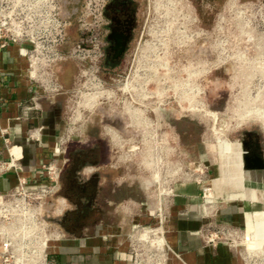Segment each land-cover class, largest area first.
<instances>
[{"label":"built area","instance_id":"obj_1","mask_svg":"<svg viewBox=\"0 0 264 264\" xmlns=\"http://www.w3.org/2000/svg\"><path fill=\"white\" fill-rule=\"evenodd\" d=\"M103 2L0 0V51L14 50L24 61L22 75L31 92L30 103L19 102L22 113L14 117L16 121L31 119V111L40 109V97L66 93L59 78L58 66L78 57L83 59V64L89 62L83 72L88 74L83 83L89 107L84 120L87 125L89 116L98 109L101 95L97 92L95 101H88L91 94H96L89 90V85L97 74L95 69L100 50L95 44ZM68 3L72 5L70 9L73 7L72 12L66 9ZM92 14L94 22L89 21ZM76 23L81 30L79 39L73 50L68 51L65 48ZM202 30L200 38L204 37ZM204 69L201 68L200 73L207 70ZM191 85H195L196 89H186L188 92L185 93L182 88L179 89L181 109L185 112L184 103L187 99L191 101V92L200 90L199 85L192 82ZM6 101L0 92V110ZM157 102L150 106L146 99L136 105L126 103V113L119 114L118 122L101 123L111 152V166L122 169L126 179L140 181L146 188L142 208L133 211L140 219L132 221L126 234L128 264H174L175 258L181 259L168 240L172 209L179 197L201 205L204 221L198 231L206 244H227L240 256L243 264H264V242L262 246L249 248L251 236L248 226L235 225L219 216V204L223 198L216 193L217 177L211 175L209 164L188 160L185 154L182 155L180 133L168 115V110L172 108L160 110L158 105L161 102ZM184 114L191 115L183 113L180 116ZM180 116L177 114V117ZM197 116L203 117L200 114ZM81 127L76 126V117L70 122L64 119V128L57 138L58 154L63 156L67 153V140L81 139ZM10 128L0 121V136L7 152V156L0 155V179L11 172L17 173L13 186L0 187V264H59L51 246H57L66 236L56 220L64 211L60 191L65 160L58 155L50 157L41 162L35 177L24 175L21 173L23 149L13 141ZM42 130V126L30 127L27 139L39 141ZM192 186L196 188L195 192L187 190ZM54 200L60 206L52 209ZM244 243L245 246H242Z\"/></svg>","mask_w":264,"mask_h":264},{"label":"rangeland","instance_id":"obj_2","mask_svg":"<svg viewBox=\"0 0 264 264\" xmlns=\"http://www.w3.org/2000/svg\"><path fill=\"white\" fill-rule=\"evenodd\" d=\"M153 4L150 21L156 29L155 61L159 63L156 100L157 104L161 102L158 107L161 110L164 107L174 106L168 110V115L177 122L179 120L173 117L170 110L177 112L178 116L191 113L192 116L189 115L186 120L193 122V133L185 136L181 134L179 138L182 155L185 154L188 160H199L211 167L218 166L221 169V179L226 180L224 178L229 176L227 174L229 164L225 156L221 158L219 144L227 155L228 152L223 148L225 144L240 142L242 145L247 133L255 132L260 136L264 148V122L257 114L264 110L263 0H219L218 5L215 3L213 5L211 0H154ZM70 5L68 3L66 9L72 12L73 7L70 9L69 7L72 6ZM76 18L77 15L74 19ZM207 19L211 20L206 23ZM94 20L95 16L92 14L89 21L94 22ZM201 30L204 32L203 38L199 37ZM80 31L79 23H76L71 29V40L66 45V50H73ZM184 39L186 42H183ZM194 59L195 61L192 62ZM164 63L169 66L167 75L170 76L160 81L159 78L164 77L165 72H168ZM198 64H200L199 68H207V70L192 75V84L199 85L200 90L191 92V101L187 99L184 103L187 108L185 112L180 104L173 101L174 98H180V90H176L173 85L176 82L182 83L188 78V70L184 69L185 67L196 68ZM88 66L89 62L83 64V59L78 57L64 61L58 66L59 78L66 91L61 97L64 119L70 122L76 117V126H82L79 131L82 134L81 139L67 140L65 144L70 162L72 157L78 154V150L86 152L82 154L83 159L99 161L104 158L100 149L108 143L105 138L99 137L101 128L98 122L93 123L94 127L90 129L85 125L84 120L89 107L83 83L88 74L83 72ZM67 68L70 77L63 80ZM165 85L170 86V90L159 92ZM199 114L203 117L201 124L198 123L197 137L195 124L196 120H199L197 118ZM172 124L175 125L174 122ZM87 130H92L89 131V133L93 132L91 137ZM242 170L245 171L243 168ZM87 175L85 168L81 166L79 173L70 184V193L81 202V206L72 214L71 219L80 227L97 220L106 212L103 207L101 208L100 203L92 207L88 206V203L85 204L83 179ZM244 189L250 190L248 187ZM233 196L232 198H235ZM236 197L241 196L236 195ZM242 246H245V243Z\"/></svg>","mask_w":264,"mask_h":264},{"label":"crops","instance_id":"obj_3","mask_svg":"<svg viewBox=\"0 0 264 264\" xmlns=\"http://www.w3.org/2000/svg\"><path fill=\"white\" fill-rule=\"evenodd\" d=\"M23 67L24 61L14 50L0 51V92L7 99L0 110V121L3 126L11 127L13 141L22 146L21 173L24 175L35 177L34 173L41 162L50 157L58 155L65 160L60 191V196L64 199V211L56 220L66 236L57 246H51V250L55 252L54 257L59 264H128L126 234L132 221L140 219L134 212L140 210L145 201L144 184L126 179L122 169L111 166V152L108 143L105 144L103 149H100L104 158L84 167L88 173L86 177L89 178L84 181L83 199L90 207L100 203L106 212L95 221L81 227L76 225L71 217L79 209L81 202L70 193V177L64 180L70 157L68 153L62 156L57 151V138L64 128L65 115L61 103L63 94L40 97V109L31 111L32 118L16 121L14 117L22 113L19 102H31L28 82L22 75ZM34 126L43 127L41 139L36 142L27 139V130ZM0 155L7 156L1 136ZM210 170L211 175L217 177L216 193L223 198L219 204V216L238 226H245L251 222L264 224V197L262 199L236 197L241 187L221 179V169L218 166L211 167ZM94 174L96 178L92 181L90 177ZM16 181L17 173L11 172L0 179V187H11ZM135 183L142 184L143 199L127 193ZM242 185L264 192V174H248L243 171ZM187 190L195 192L196 188L192 186ZM232 195L235 198H232ZM58 206L60 203L54 200L51 208L55 209ZM183 209L185 211H182ZM203 221L199 203L187 201L185 197L178 198L172 209L168 240L179 252L181 259L175 258L173 263L243 264L240 256L227 244L211 246L203 241L198 231Z\"/></svg>","mask_w":264,"mask_h":264},{"label":"flooded vegetation","instance_id":"obj_4","mask_svg":"<svg viewBox=\"0 0 264 264\" xmlns=\"http://www.w3.org/2000/svg\"><path fill=\"white\" fill-rule=\"evenodd\" d=\"M154 0H104L101 8V17L97 23V42L95 45L100 50V54L96 61L97 71L96 76L93 78L89 85L91 94L88 101H95L97 92H101L98 99V109L95 113L89 116L88 126L89 129L98 118V124L101 128L99 136L100 139H104L102 132V122H118L119 114H125L126 103L138 104L140 100H147V105L150 106L156 102V78L158 75V68L156 63V40H155V26L150 20V10ZM212 4L213 0H211ZM160 6H163L160 4ZM197 6L198 3H197ZM214 15V13L212 14ZM213 21V16H212ZM90 46V44H87ZM196 49L194 50V52ZM196 54V53H195ZM196 58V57H195ZM195 59L192 61L194 62ZM167 72V71H166ZM165 72V74H166ZM169 72V71H168ZM160 77L159 80L166 76ZM173 87L179 90L181 87L183 93L186 92L182 85L174 84ZM170 86H163L159 92H165L170 90ZM181 90V89H180ZM180 94V93H179ZM175 102L180 104L179 98H174ZM144 105V104H143ZM174 105V104H173ZM174 106H171L173 108ZM112 110L113 112H111ZM173 117L178 119V122L186 120L187 114L177 117L176 112L170 110ZM197 118H199L197 116ZM174 122L176 130L180 133L176 123ZM202 119L196 120V123L201 124ZM202 130V128H201ZM92 130H87V133ZM93 132L89 133L92 136ZM253 134L246 135V140L250 146L256 145L257 141L261 142L260 136L252 132ZM106 139V138H105ZM240 146V159L243 163V150ZM91 150V148H90ZM82 154H86L82 150H78L69 164H72L70 180L74 181L81 166L85 167L86 164L94 163L95 161H88L82 158ZM243 173V170H242ZM246 173H263L264 170L252 171L248 170ZM86 177L83 181L86 180ZM92 181L96 178V175L90 177Z\"/></svg>","mask_w":264,"mask_h":264},{"label":"bare ground","instance_id":"obj_5","mask_svg":"<svg viewBox=\"0 0 264 264\" xmlns=\"http://www.w3.org/2000/svg\"><path fill=\"white\" fill-rule=\"evenodd\" d=\"M169 25V23H167ZM164 66L168 69L169 66L167 63H164ZM184 69L188 70V79L183 81L182 83L176 82L174 84L177 85H182L185 90H194L196 89L195 85H191V77L193 74L197 73V71H201V68L196 67V68H191V67H185ZM202 70H205L204 68ZM169 71V69H168ZM169 72H166V76H168ZM188 86V87H187ZM187 87V88H186ZM186 90V92H188ZM259 117L262 119L264 122V110H261L257 113ZM223 147V146H222ZM225 151L228 152L227 155H225L224 151L221 150V145L219 144V150H220V156H225L227 163L229 164V170L227 174L229 175L228 178L225 177L227 182H233L237 187H241V190L237 195L244 197V198H249V199H259L262 196L264 197V192L255 189V188H250V190L246 191L242 185V180H243V173H242V168H243V163H241V159L239 157L240 155V146L239 144H225L223 147ZM224 154V155H223ZM261 189V188H260ZM262 197V198H263ZM248 234L251 236V239L248 241V247L249 248H256L257 246H260V244H263L264 242V224L263 223H249L248 225Z\"/></svg>","mask_w":264,"mask_h":264},{"label":"water","instance_id":"obj_6","mask_svg":"<svg viewBox=\"0 0 264 264\" xmlns=\"http://www.w3.org/2000/svg\"><path fill=\"white\" fill-rule=\"evenodd\" d=\"M248 134H253L248 132ZM243 146V169L245 171L264 170V148L258 140L256 145L250 146L246 140L242 141Z\"/></svg>","mask_w":264,"mask_h":264},{"label":"trees","instance_id":"obj_7","mask_svg":"<svg viewBox=\"0 0 264 264\" xmlns=\"http://www.w3.org/2000/svg\"><path fill=\"white\" fill-rule=\"evenodd\" d=\"M218 1L219 0H213V3H215V5H218ZM211 20V19H210ZM209 19L205 20V22L207 23L208 21H210ZM66 67V66H65ZM69 67V66H67ZM67 73L65 75V78L63 77L62 79L65 80V79H68L70 77V73H69V68L66 69ZM179 131L181 132V134L183 136L185 135H188V134H192L193 131H192V127H193V122H189L188 120H185V121H182V122H177L176 123ZM196 128H195V134L196 136L198 137V123L195 124ZM192 137V136H190ZM72 164H69L68 168H67V171L65 172V181L69 178V176L71 175V166ZM128 189V188H127ZM135 193H134V192ZM127 193L128 194H131L134 195L135 197H138L140 199H143L144 195H143V186L142 184L140 183H135L134 185H132V187H130L128 190H127Z\"/></svg>","mask_w":264,"mask_h":264}]
</instances>
